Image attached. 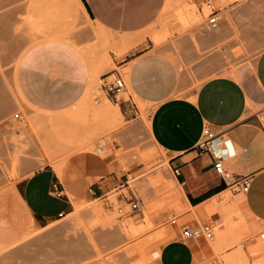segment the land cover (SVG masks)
Returning a JSON list of instances; mask_svg holds the SVG:
<instances>
[{"label": "rangeland", "instance_id": "1", "mask_svg": "<svg viewBox=\"0 0 264 264\" xmlns=\"http://www.w3.org/2000/svg\"><path fill=\"white\" fill-rule=\"evenodd\" d=\"M8 1L0 0V24L10 21L9 25L21 26L22 30L4 34V24L0 27V194L17 179L44 165L67 168L76 160L85 172L78 204L73 203L69 214L48 226L54 231L44 235L35 231L22 239V243L46 242L49 257L66 262L33 264H157L159 249L174 236V226L181 231L184 225L198 229L205 223L212 225L213 235L194 238L201 252L205 251L195 264L264 262V238L260 236L264 218L250 211L245 200L228 209V203L222 201L228 194L235 199L246 192L235 184L218 199L219 207L225 204L226 211L223 207L218 212L216 207L195 217L193 209L185 207L177 182L175 187L170 183L175 176L168 154L154 144L149 134V107L137 101V121L126 120L116 101L103 89L101 77L114 70L124 75L127 69L114 60L148 39L144 45L151 44L153 49L170 56L187 86H196L220 72L242 79L248 85V105L252 89L258 101L257 113L264 121V94L252 80L256 58L264 48V0H167L155 22L140 32L139 39L131 45H120L117 41L129 36L101 29L85 16L75 0ZM66 5L70 7L66 9ZM10 9L15 10L11 17ZM212 9L218 12L215 27L209 23ZM56 30H62L66 37L53 35ZM46 39L74 44L101 73L79 102L57 112L31 106L16 85L21 56L31 45ZM124 96L128 97V92ZM36 116H40V123ZM98 147H104L102 153ZM96 158L109 160L115 169L104 176H91L87 171ZM111 172L115 180L99 188L101 180ZM131 201L139 203V209L131 210ZM222 211L228 214L221 216ZM173 218L177 223H172ZM9 252L8 248H0V264L28 263L10 262Z\"/></svg>", "mask_w": 264, "mask_h": 264}, {"label": "crops", "instance_id": "2", "mask_svg": "<svg viewBox=\"0 0 264 264\" xmlns=\"http://www.w3.org/2000/svg\"><path fill=\"white\" fill-rule=\"evenodd\" d=\"M166 1L80 0L90 20L108 32L129 37L138 36L151 26ZM146 42L148 39L140 41L114 60L127 69L125 88L109 91L104 87L108 97L132 122L140 115L137 101L149 107V134L154 144L168 154L185 206H195L193 211L202 216L205 211L200 214V210L207 202L213 197H224L228 189L248 175L251 183L245 191L246 207L264 218V121L257 113L259 106L253 90L248 105V85L230 72H220L196 86H187L174 60L151 44L145 46ZM100 74V69L74 44L46 39L31 45L21 56L16 85L31 106L57 112L79 102L95 86ZM111 75L108 72L101 77L105 81ZM252 80L264 94V48L256 58ZM124 92H128V97ZM206 130L215 136L207 145L208 150L199 153L197 145ZM217 157L222 158L223 173L214 166ZM110 163L104 158L92 159L87 172L104 176L115 169ZM84 173L76 160L65 168L63 176L53 166L44 165L17 179L0 194V248L10 250V262H66L53 261L46 242L22 243V239L35 231L40 235L50 233L54 229L48 226L71 212L73 198L83 193ZM107 176L99 188L116 178L113 172ZM230 200L233 204L239 202L237 198ZM173 231L174 236L159 249L157 264H195L205 253L196 237L182 238L178 225Z\"/></svg>", "mask_w": 264, "mask_h": 264}, {"label": "built area", "instance_id": "3", "mask_svg": "<svg viewBox=\"0 0 264 264\" xmlns=\"http://www.w3.org/2000/svg\"><path fill=\"white\" fill-rule=\"evenodd\" d=\"M207 6L212 7L210 3H208ZM217 14H218V12L216 10H213V9H212L211 13L209 14V16H210L209 17V23L212 27H215L217 25V22H218ZM115 71H118V72L116 74H114ZM114 72L110 73L113 75L112 79L109 78L108 80L104 81V86L109 91H113V90L118 91L121 89L123 90L125 88L124 75L119 70H114ZM15 116H18V114H15ZM214 136H215V134L212 131L206 130L204 132L203 138L200 140V142L197 145L199 153H203V152L208 150L207 145L210 143L212 138H214ZM214 166L219 173L225 172L224 164H223L221 157L216 158V160L214 161ZM250 183H251V177L248 175H245L236 183V185H238V187H240L243 191H246L249 188ZM129 205H130L131 210H136V209H139V207H140L139 203H137L135 201L129 202ZM119 210L122 212L123 207H120ZM172 223H177V219L173 218ZM201 234L205 235L206 237H211L213 235L212 225L209 223H205L201 226V228H198V229H194L190 226L184 225L181 229V236L184 239L194 238V237H197ZM260 236L262 238H264V232H262L260 234Z\"/></svg>", "mask_w": 264, "mask_h": 264}, {"label": "bare ground", "instance_id": "4", "mask_svg": "<svg viewBox=\"0 0 264 264\" xmlns=\"http://www.w3.org/2000/svg\"><path fill=\"white\" fill-rule=\"evenodd\" d=\"M76 1H77V2H76ZM7 2L9 3L8 0H7ZM8 3H7V4H8ZM75 3H76V5L79 4V5H80V6L78 5V6H79V9H80V7H81V8H82V12H84V13L86 14V12H85V10H84V8H83V6H82L80 0H75ZM66 6H67L66 9H68V7H70V5H66ZM78 6H77V7H78ZM7 11H8V10H7ZM10 11H11V9H10ZM10 11H8V12H9V13H12V14H10V17H11L12 15H14L15 10H12L11 12H10ZM4 13H5V12H4ZM9 13L6 14V15H9ZM84 13H83V14H84ZM85 14H84V15H85ZM0 16H1V15H0ZM2 16H3V15H2ZM85 16L88 17V14H86ZM10 17L8 18V16H6V18H8L9 20H10ZM6 18H5V21H6ZM12 18H13V17H12ZM16 18H17V17H16ZM2 19H4V17H2ZM14 19H15V17H14ZM3 22H4V21H3ZM3 22L0 24V27L4 24V25L2 26V27H3V30H4V34H9V32L12 33L13 31H18V30L21 28V26L18 28L17 26H14V24H13V26H12V25H9V24L11 23L10 21H9V24H8V22H5V23H3ZM17 22H19V21H17ZM17 22H16V23H17ZM6 23H7V24H6ZM22 26H23V24H22ZM2 27H1V28H2ZM22 28H23V27H22ZM101 29H102V27H101ZM20 30H22V29H20ZM104 30H105V29H104ZM61 31H62V30H56V31L54 32L53 35L57 36L58 38L60 37V39H64L63 37H66V35H65V33H63V31H62V32H61ZM105 31H106V30H105ZM95 32H96V31H95ZM107 32H108V31H107ZM96 33H97V32H96ZM14 34H15V33H14ZM14 34H13V35H14ZM16 34H17V33H16ZM99 34H100V33H99ZM208 34H209V33H208ZM259 34H260V33H259ZM94 35H95V34H94ZM96 35L98 36V33H97ZM96 35H95V36H96ZM100 35L102 36V34H100ZM14 36H15V35H14ZM51 36H52V34H51ZM253 36H254V37H257L256 34H254ZM259 36H260V35H258V37H259ZM5 37H6V36H5ZM52 37H54V36H52ZM102 37L104 38V36H102ZM209 37H210V36H209ZM209 37H208V38H209ZM98 38H99V36H98ZM138 39H139L138 36H136V37H126V38L124 37L121 41L118 40L117 42H118L120 45H121L122 43H124V45H126V44L129 45L130 43L133 44V43L136 42ZM117 42H116V43H117ZM131 44H130V45H131ZM122 45H123V44H122ZM17 88H18V87H17ZM19 92H20V91H19ZM20 95H21V93H20ZM21 96H22V95H21ZM23 99H24V98H23ZM0 110H1V109H0ZM32 117H33V116H32ZM36 118H37V120L39 121L40 116H38V117L36 116ZM32 119H33V118H32ZM37 120H36V121H37ZM40 120H41V118H40ZM42 120H44V118H43ZM33 121H34V120H33ZM45 121H47V120H45ZM48 121H51V119H49ZM39 123H40V121H39ZM94 145H95V144H94ZM98 145H99V144H98ZM100 145H101V144H100ZM103 150H104V147H103V148H102V147H98V148H97V151H98V152H101V153H102ZM53 166H55V168H54L55 171H56L60 176H63V173H64V171H65V168H64L62 165H60V164H56V165L53 164ZM227 173H228V172H227ZM60 176H59V177H60ZM227 176H229V175H227ZM230 176H231V175H230ZM167 183H168V182H167ZM170 183L173 184L172 186H174V187L176 186V181H175V179L172 178V181H171ZM170 183H168L167 185L169 186ZM169 187H170V186H169ZM178 188H179V187H178ZM178 190L180 191V189H178ZM224 191H225V190H224ZM224 191H223V192H224ZM177 192H178V191H177ZM180 192H181V191H180ZM223 192H222V194H223ZM225 193L227 194V191H226ZM179 194H180V193H177V194H176V197H178ZM181 194H182V192H181ZM177 195H178V196H177ZM223 195H224V194H223ZM228 195H229V194H228ZM228 195H226V197L224 198V200H222V201L228 203L227 206H225V204L223 203L224 206L226 207V209H228V207H233V205H234V204H233L234 202H232V201L230 200V198H229ZM180 196H181V195H180ZM180 196H179V197H180ZM73 197H74V196H73ZM179 197H178V198H179ZM215 197H217V196H215ZM183 198H184V196H183ZM77 199H78L77 197H76V198H73V203H74V204H78V202H77L78 200H77ZM175 199H177V198H175ZM175 199H173V200H175ZM179 200H180V199H179ZM233 200H234V199H233ZM244 200H245L244 196H241V195H240V197H239V196L237 197V201H239V202H242V201H244ZM206 201H207V200H206ZM220 202H221V200H220ZM176 203H177V201H176ZM203 203H204V202H203ZM203 203H200L201 206H202ZM204 204H205V203H204ZM219 204H220V203H219ZM219 204H218V199H216V198L213 197L212 200H210L209 202H207V203L203 206L202 210H200V214H201V211H202V212H203V211L206 212V211H208V210H210V209H213V208H216V207L220 209V210L217 209V210H219L218 212H221V210H224L225 207L222 206V203H221L222 208L224 207V209H222V208L219 207V206H220ZM177 205H178V203H177ZM196 206H198V205H196ZM201 206H200V207H201ZM185 207H186V206H185ZM185 207H183V208H185ZM189 207H190V206H189ZM200 207H199V209H200ZM183 208H182V209L180 208V209L183 211ZM192 208H195V206L192 207ZM197 209H198V208H197ZM226 209H225L224 211H226ZM224 211H222V213H221L222 215H221V216H223V214H226V215L228 214L227 212L224 213ZM227 211H228V210H227ZM229 211H230V210H229ZM198 212H199V211H198ZM194 214H195V215H194L195 217H199L198 213L195 212ZM229 214H230V212H229ZM53 231H54V230H53ZM73 234H74V233H73ZM75 234H76V233H75ZM80 236H81V235H80ZM77 237H79V236L77 235ZM81 237H82V236H81ZM75 238H76V237H75ZM82 238H83V237H82ZM73 240H75V239H73ZM64 241H66V240H63V242H64ZM81 241H82V239L80 240V242H81ZM61 242H62V241H61ZM67 242H68V240H67ZM69 244H70V243H69ZM80 244L83 245L82 243H80ZM62 245H63V244H62ZM66 245H67V244H66ZM60 247H62V246H60ZM77 247H78V246H77ZM64 248H65V247H64ZM71 248H73V247H71ZM82 248H83V246H82ZM66 249H67V248H66ZM77 249H78V248H77ZM68 250H69V248H68ZM80 250H81V249H80ZM73 251H74V249H73ZM62 252H63V251H62ZM82 252H84L83 249H82L81 253H82ZM64 253H65V252H64ZM68 253H70L71 255H74L73 253H71V252H69V251H68ZM68 253H67V254H68ZM57 254H58V253H57ZM62 254H63V253H62ZM67 254H66L65 256H67ZM75 254H76V252H75ZM82 254H84V253H82ZM71 255L68 254V256H71ZM76 255H77V254H76ZM60 256H61V255H60ZM68 256H67V257H68ZM73 257H74V256H73ZM78 257H80V255H78ZM60 258H62V257H60ZM71 258H72V257H71ZM64 259H65V258H64ZM258 260H259V259H258ZM258 260H257V261H258ZM260 260H261V259H260ZM262 261H263V260H262ZM262 261H261V262L258 261L259 263H258V262H256V263H257V264H264V262H262Z\"/></svg>", "mask_w": 264, "mask_h": 264}]
</instances>
